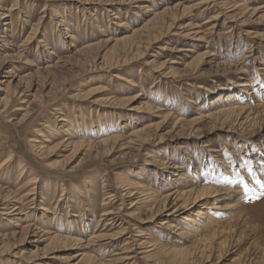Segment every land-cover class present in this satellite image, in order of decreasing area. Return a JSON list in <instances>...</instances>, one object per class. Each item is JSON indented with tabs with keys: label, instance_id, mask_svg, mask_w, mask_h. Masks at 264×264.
Masks as SVG:
<instances>
[{
	"label": "rangeland",
	"instance_id": "rangeland-1",
	"mask_svg": "<svg viewBox=\"0 0 264 264\" xmlns=\"http://www.w3.org/2000/svg\"><path fill=\"white\" fill-rule=\"evenodd\" d=\"M0 40V264H264V0H0Z\"/></svg>",
	"mask_w": 264,
	"mask_h": 264
},
{
	"label": "bare ground",
	"instance_id": "bare-ground-1",
	"mask_svg": "<svg viewBox=\"0 0 264 264\" xmlns=\"http://www.w3.org/2000/svg\"><path fill=\"white\" fill-rule=\"evenodd\" d=\"M129 39V38H128ZM133 39V38H132ZM2 41L0 40V45H1ZM249 86L247 84H243L241 85V89H244V90H247L246 88H248ZM47 142V141H46ZM88 146H92V144L90 143H86L85 141H82L81 143H78L77 145H74V148H84V147H88ZM80 151V150H79ZM88 151V150H87ZM130 189H133V185H131ZM217 193H218V190L216 191V189L214 188H204V189H200V190H192L190 192H183L179 195V198L180 199H186L187 200H192L191 202H189L191 205H196L200 200H202L203 198H207L213 194H215L214 196H217ZM177 198L173 201V204H171V206L167 205L166 207H170L169 209L172 210L176 204H177ZM179 202V201H178ZM169 204V203H168ZM189 204V205H190ZM8 208V207H7ZM213 208V207H211ZM167 209V208H166ZM6 210V209H4ZM174 210V209H173ZM178 210V209H177ZM220 210V209H219ZM18 212L16 214L13 215V212ZM176 210H174V212L170 213V214H173L175 213ZM178 212V211H177ZM4 215L7 214V212L3 213ZM8 215L9 216H13V217H16V216H21L20 213H19V208H17V206H15L14 208H12L10 210V212H8ZM203 210H196L194 214H191V215H186L183 217V223L187 222V223H191L192 225L196 224L197 223V220L195 218H203ZM109 216H112V214H109ZM21 218V217H20ZM15 219V218H14ZM111 220H113V218H110ZM20 221V220H19ZM164 224H167V223H164ZM163 224V225H164ZM17 225V224H16ZM16 227V226H15ZM192 227V226H191ZM105 240V239H104ZM4 246V245H3ZM5 254V253H4Z\"/></svg>",
	"mask_w": 264,
	"mask_h": 264
},
{
	"label": "snow or ice",
	"instance_id": "snow-or-ice-1",
	"mask_svg": "<svg viewBox=\"0 0 264 264\" xmlns=\"http://www.w3.org/2000/svg\"><path fill=\"white\" fill-rule=\"evenodd\" d=\"M261 188L264 189V183L261 184ZM261 195H264V192H262Z\"/></svg>",
	"mask_w": 264,
	"mask_h": 264
}]
</instances>
